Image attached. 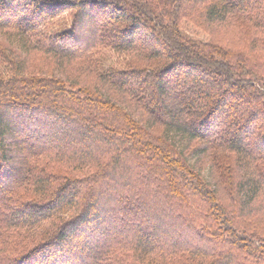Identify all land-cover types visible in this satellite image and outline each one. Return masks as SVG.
<instances>
[{"label":"trees","instance_id":"trees-1","mask_svg":"<svg viewBox=\"0 0 264 264\" xmlns=\"http://www.w3.org/2000/svg\"><path fill=\"white\" fill-rule=\"evenodd\" d=\"M0 264H264V0H0Z\"/></svg>","mask_w":264,"mask_h":264},{"label":"rangeland","instance_id":"rangeland-1","mask_svg":"<svg viewBox=\"0 0 264 264\" xmlns=\"http://www.w3.org/2000/svg\"><path fill=\"white\" fill-rule=\"evenodd\" d=\"M69 27H70V23L65 24V22H58L55 24L54 30L56 32H61L64 28H69ZM193 33L194 32H190V34L194 38L201 39V40L205 41L206 38L204 36H196ZM120 61L121 60L119 59V57L117 55L108 54L107 58L105 60V63L108 67H120V65H119ZM8 143L11 145L13 143V141H8ZM197 155L204 162L203 168L206 171V173L209 172V165H208L206 157H204L202 154H197ZM21 161H22L21 155H19L15 151H12L11 155H10V162L5 166L4 173L6 175L18 173L20 168H21Z\"/></svg>","mask_w":264,"mask_h":264}]
</instances>
